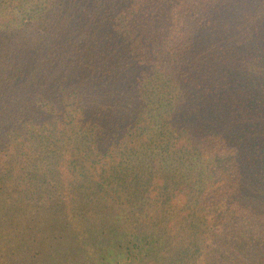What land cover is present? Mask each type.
Segmentation results:
<instances>
[{"label": "trees", "instance_id": "1", "mask_svg": "<svg viewBox=\"0 0 264 264\" xmlns=\"http://www.w3.org/2000/svg\"><path fill=\"white\" fill-rule=\"evenodd\" d=\"M122 250L264 264V0H0V264Z\"/></svg>", "mask_w": 264, "mask_h": 264}, {"label": "rangeland", "instance_id": "2", "mask_svg": "<svg viewBox=\"0 0 264 264\" xmlns=\"http://www.w3.org/2000/svg\"><path fill=\"white\" fill-rule=\"evenodd\" d=\"M39 249H42V247L39 246ZM118 254L120 255V257L118 258L119 261H118L117 264H133L132 263L133 260L130 261L128 259L127 252H124V250H122V252L120 251V252H116V253L114 252L113 253V255H115V256L118 255ZM110 258H111V256L109 255L107 257V259H110ZM36 264H52V263L50 261H48L47 258H45V259H39ZM113 264H116V263L113 262Z\"/></svg>", "mask_w": 264, "mask_h": 264}]
</instances>
